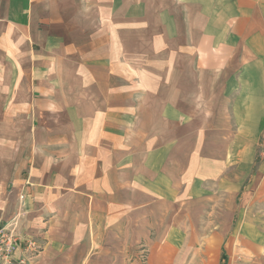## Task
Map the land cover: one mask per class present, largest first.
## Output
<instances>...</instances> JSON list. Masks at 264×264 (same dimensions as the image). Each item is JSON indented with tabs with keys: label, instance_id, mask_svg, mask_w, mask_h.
<instances>
[{
	"label": "crops",
	"instance_id": "crops-1",
	"mask_svg": "<svg viewBox=\"0 0 264 264\" xmlns=\"http://www.w3.org/2000/svg\"><path fill=\"white\" fill-rule=\"evenodd\" d=\"M263 139L264 0H0V226L23 215L27 264H254Z\"/></svg>",
	"mask_w": 264,
	"mask_h": 264
},
{
	"label": "built area",
	"instance_id": "built-area-1",
	"mask_svg": "<svg viewBox=\"0 0 264 264\" xmlns=\"http://www.w3.org/2000/svg\"><path fill=\"white\" fill-rule=\"evenodd\" d=\"M260 156L264 158V139L260 142ZM23 215H17L0 226V264H27L41 249V245L21 232L19 227ZM22 254L17 257V251Z\"/></svg>",
	"mask_w": 264,
	"mask_h": 264
},
{
	"label": "rangeland",
	"instance_id": "rangeland-1",
	"mask_svg": "<svg viewBox=\"0 0 264 264\" xmlns=\"http://www.w3.org/2000/svg\"><path fill=\"white\" fill-rule=\"evenodd\" d=\"M147 255L144 256L143 264H147ZM254 264H264V254L263 255H256Z\"/></svg>",
	"mask_w": 264,
	"mask_h": 264
}]
</instances>
